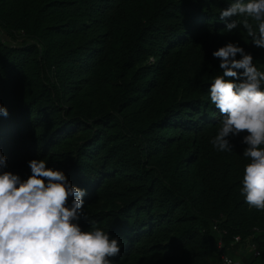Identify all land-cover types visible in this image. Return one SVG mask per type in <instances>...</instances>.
<instances>
[{
    "label": "trees",
    "instance_id": "trees-1",
    "mask_svg": "<svg viewBox=\"0 0 264 264\" xmlns=\"http://www.w3.org/2000/svg\"><path fill=\"white\" fill-rule=\"evenodd\" d=\"M231 2L0 0V171L26 179L44 159L86 189L80 226L118 238L112 264H215L220 236L264 264V210L240 193L244 134L231 151L211 143L213 51L236 43L264 71V49L219 19Z\"/></svg>",
    "mask_w": 264,
    "mask_h": 264
},
{
    "label": "clouds",
    "instance_id": "clouds-1",
    "mask_svg": "<svg viewBox=\"0 0 264 264\" xmlns=\"http://www.w3.org/2000/svg\"><path fill=\"white\" fill-rule=\"evenodd\" d=\"M219 19L228 21L229 33L242 26L252 46L264 49V0H233ZM212 55L222 75L211 83L209 97L222 119L211 143L217 151H231L230 137L244 134L243 156L249 162L240 193L250 208L264 210V71L233 42ZM0 114L8 115L2 104ZM28 163L26 179L0 171V264H112L110 258L121 250L118 238L94 225L91 230L80 226L87 219V190L73 185L62 170L47 167L44 159ZM6 167L0 152V169Z\"/></svg>",
    "mask_w": 264,
    "mask_h": 264
},
{
    "label": "built area",
    "instance_id": "built-area-1",
    "mask_svg": "<svg viewBox=\"0 0 264 264\" xmlns=\"http://www.w3.org/2000/svg\"><path fill=\"white\" fill-rule=\"evenodd\" d=\"M214 229L217 230L218 232L220 231V229L218 228V225H215ZM222 233H226V232L220 231V235H222ZM240 242H241L240 236H235L234 237V243L236 244V243H240ZM217 244H218L219 249L222 252L220 255V259L215 264H242V262H240L239 260H237V259L233 258L232 256H230L229 254L223 252L224 247H225V242H224L223 236H220ZM250 246H251V249L254 250V254L256 256L260 255V251L258 250V248L256 247L255 244H250ZM240 252L245 253L246 247L240 248Z\"/></svg>",
    "mask_w": 264,
    "mask_h": 264
}]
</instances>
